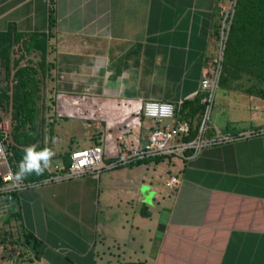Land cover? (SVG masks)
<instances>
[{"label":"crops","instance_id":"1","mask_svg":"<svg viewBox=\"0 0 264 264\" xmlns=\"http://www.w3.org/2000/svg\"><path fill=\"white\" fill-rule=\"evenodd\" d=\"M220 2L0 0V32L47 36L45 79L52 90L60 84L70 102L63 110L75 109L49 122L46 109L36 116L44 121L36 120L44 150L54 153L48 164L100 137L102 143L108 130L97 133L89 114L107 119L121 100L128 109L118 118L130 136L157 127L132 113L145 99L180 100L160 125L197 127L201 115L179 109L198 96L201 103ZM219 88L210 117L217 133L206 135L226 141L31 189L7 191L1 182L0 197L14 202L0 206V264H264V97Z\"/></svg>","mask_w":264,"mask_h":264},{"label":"built area","instance_id":"2","mask_svg":"<svg viewBox=\"0 0 264 264\" xmlns=\"http://www.w3.org/2000/svg\"><path fill=\"white\" fill-rule=\"evenodd\" d=\"M234 6L235 0H222V2L218 3L220 20L217 27L216 47L200 80L199 89L202 93L201 103H203L204 108L197 124L196 133L193 137H189L190 127L185 121H178L175 125H160L163 120L173 118L174 111L180 100L176 103H172L170 101L153 99L136 101L134 103L135 110L132 113L136 111L138 119H140L141 116L151 119L157 127L148 131L145 136L139 133L130 136L129 133H127V123L119 121V119L124 120L122 116L118 118V114H124V111L127 112L128 109L124 101L121 100V106L117 107L113 115H109L107 119H97L93 117L92 114H89L91 124L98 129L97 133L106 132L108 130V133H104L103 135L105 139L102 143V138L100 137L99 141L97 140V142L90 146L68 151V162L66 166L63 165L61 158L54 159L53 162L48 164V167L45 168V175L39 179L16 180L10 160L11 152L6 146L8 122L7 120L1 119L0 181L8 185L6 190L31 189L45 183L61 181L86 173H97L102 169L128 165L148 158L172 155L185 157L183 152L187 149L197 151L202 146L228 140V136L215 135L217 129L209 125V121L215 91L218 87L224 42L234 12ZM84 98L86 97H78L74 101H71V103L79 105ZM55 99H59V103H54V116H74L75 109H71L72 111L63 110V107L70 105V102L67 101L66 97H63L61 92L55 95ZM131 114H128V117ZM112 118H117L118 120H111ZM207 130L214 131V136H207ZM9 176L12 178L9 179ZM174 181L175 177L171 176L168 183L172 185Z\"/></svg>","mask_w":264,"mask_h":264},{"label":"trees","instance_id":"3","mask_svg":"<svg viewBox=\"0 0 264 264\" xmlns=\"http://www.w3.org/2000/svg\"><path fill=\"white\" fill-rule=\"evenodd\" d=\"M19 36L20 33L12 27L0 32V64L5 73L4 83L0 82V109L7 111L11 119L6 146L11 152L10 160L15 176L20 171L27 148L34 147L37 153L44 150L43 131L36 126V116L39 111L37 101L41 98L42 81L47 74L45 62L47 36L42 33L32 34L22 47L21 53L14 57L13 48L15 46L19 48ZM33 49L40 52L36 65L30 66L29 63L20 65L22 56L29 54ZM259 83L263 87L256 86ZM59 85L57 84L53 90L54 98L50 99L49 110H53L55 95L62 92L59 91L61 88ZM218 86L264 97V0H235L222 52ZM43 106V109H48L46 105ZM179 110L184 115L192 116L197 113L199 116L203 111V104L199 103L198 96L197 99L184 102ZM182 114L179 117L186 118ZM38 122L44 121L41 119ZM196 129L195 126L190 131V137L195 135ZM48 131L51 133L50 127ZM61 157L63 165L66 166L68 152ZM44 173L32 172L22 179H39L45 175Z\"/></svg>","mask_w":264,"mask_h":264},{"label":"rangeland","instance_id":"4","mask_svg":"<svg viewBox=\"0 0 264 264\" xmlns=\"http://www.w3.org/2000/svg\"><path fill=\"white\" fill-rule=\"evenodd\" d=\"M26 41H27V38H22V37H20V40H19V48H16V46L13 48V51H14V57H16L17 55H19L20 53H21V50H22V47L25 45V43H26ZM38 54L37 55H34V54H25V55H23L22 56V58H21V60H20V62L21 63H33V64H35L37 61H38ZM46 78V77H45ZM43 79V81H42V86H41V91H40V95H41V98L37 101V106H38V112H37V115H38V113H42V110H43V108H44V106L43 105H46L47 107H48V109H46V111H44V116L46 117V121L47 122H49V121H52L53 120V118H52V115H53V110L51 109V110H49V104H50V99L51 98H54L53 97V90H52V87H51V85H49L50 83H48V81H47V79ZM4 81H5V73H4V70L1 68V66H0V82L3 84L4 83ZM236 86V85H235ZM220 89V88H219ZM217 90H218V87L216 88V91H215V95H214V101H215V99L217 100V98H218V96H219V94H220V92L219 93H217L216 94V92H217ZM221 90V89H220ZM232 90V89H231ZM219 91V90H218ZM231 95V97H236L238 94H236V93H234V94H230ZM226 96V95H225ZM258 96V95H257ZM220 98V97H219ZM219 98H218V101H219ZM245 100H246V98H245ZM43 106V107H42ZM42 107V108H41ZM215 108H219V102L217 103V105L215 104V106H214V103H213V105H212V109H211V112H210V117H211V120L213 121V114H214V109ZM40 109H41V111H40ZM7 111H4V110H2V109H0V120H1V117H2V119L3 120H7V122H8V124H7V127H8V129H9V126H10V121H11V119H10V117L8 116V112L6 113ZM8 117H9V119H8ZM218 119L219 120H221V117H218ZM211 120L209 121V125H212V123H211ZM54 121V120H53ZM60 123H61V121H60ZM72 123H76V121H74V120H66L65 121V124L66 125H71ZM9 125V126H8ZM80 127V126H79ZM44 132H45V134L47 133V131H48V129H47V125H45L44 127ZM55 128H57V126H55ZM88 129V128H87ZM83 130V129H82ZM83 132V131H82ZM63 133V132H62ZM60 135H61V133H60ZM59 135V136H60ZM75 135H76V137H75V139H78V135H77V133H75ZM50 139V138H49ZM48 139V140H49ZM58 140H61V137H59L58 138ZM50 141V140H49ZM65 144V142L63 143V149H66V148H68V145L67 146H65L64 145ZM14 253H15V250L13 251V255H14Z\"/></svg>","mask_w":264,"mask_h":264},{"label":"clouds","instance_id":"5","mask_svg":"<svg viewBox=\"0 0 264 264\" xmlns=\"http://www.w3.org/2000/svg\"><path fill=\"white\" fill-rule=\"evenodd\" d=\"M52 155H54V153L47 149L37 153L35 152L34 147L27 148L24 160L20 165V171L16 174V180H21L32 172L42 174L44 169L48 167V163ZM41 161H43V166H41ZM8 178L11 179L12 177L9 176Z\"/></svg>","mask_w":264,"mask_h":264},{"label":"water","instance_id":"6","mask_svg":"<svg viewBox=\"0 0 264 264\" xmlns=\"http://www.w3.org/2000/svg\"><path fill=\"white\" fill-rule=\"evenodd\" d=\"M9 202H10V204H12L14 201H10L8 198H7V196L5 195V196H3V197H0V206L2 207H4V206H8L9 205Z\"/></svg>","mask_w":264,"mask_h":264}]
</instances>
